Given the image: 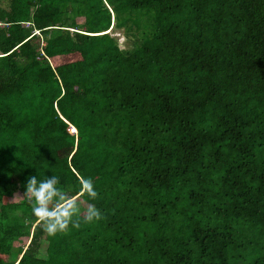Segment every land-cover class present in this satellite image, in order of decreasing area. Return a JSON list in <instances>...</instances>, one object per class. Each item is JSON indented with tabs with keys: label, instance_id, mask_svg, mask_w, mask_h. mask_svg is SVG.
<instances>
[{
	"label": "trees",
	"instance_id": "16d2710c",
	"mask_svg": "<svg viewBox=\"0 0 264 264\" xmlns=\"http://www.w3.org/2000/svg\"><path fill=\"white\" fill-rule=\"evenodd\" d=\"M0 264H264V0H0Z\"/></svg>",
	"mask_w": 264,
	"mask_h": 264
},
{
	"label": "clouds",
	"instance_id": "9594fccd",
	"mask_svg": "<svg viewBox=\"0 0 264 264\" xmlns=\"http://www.w3.org/2000/svg\"><path fill=\"white\" fill-rule=\"evenodd\" d=\"M56 176L39 180L37 176H29L24 185V196L32 203V214L43 225V231L49 236L65 233L69 226L80 227V219L90 223L103 218L101 211L93 204L81 211L76 199L67 195L57 187ZM80 194H87L91 200L98 198V192L91 178H80Z\"/></svg>",
	"mask_w": 264,
	"mask_h": 264
},
{
	"label": "rangeland",
	"instance_id": "374dc122",
	"mask_svg": "<svg viewBox=\"0 0 264 264\" xmlns=\"http://www.w3.org/2000/svg\"><path fill=\"white\" fill-rule=\"evenodd\" d=\"M121 34H122L121 32H119V34H117L119 36L121 46H123V47L131 46L130 42L126 41L125 38L123 37V35H121ZM17 198L19 199L20 196H17ZM84 207H87V205L84 204ZM21 243H23V242H21ZM25 243L26 242H24L23 244H25ZM15 244L18 245L19 243L16 242ZM45 248H46V242L42 241L41 254L43 257H45V254H44Z\"/></svg>",
	"mask_w": 264,
	"mask_h": 264
}]
</instances>
